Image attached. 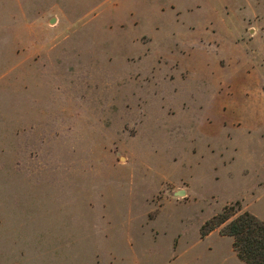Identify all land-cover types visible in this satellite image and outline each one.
Listing matches in <instances>:
<instances>
[{"label":"rangeland","instance_id":"1","mask_svg":"<svg viewBox=\"0 0 264 264\" xmlns=\"http://www.w3.org/2000/svg\"><path fill=\"white\" fill-rule=\"evenodd\" d=\"M237 206L264 221V0H0V264H245Z\"/></svg>","mask_w":264,"mask_h":264},{"label":"trees","instance_id":"2","mask_svg":"<svg viewBox=\"0 0 264 264\" xmlns=\"http://www.w3.org/2000/svg\"><path fill=\"white\" fill-rule=\"evenodd\" d=\"M221 224L223 226L220 229V235L233 239L232 249L241 262L264 264L263 220L248 211H241L237 206V211L232 215L219 217L217 226ZM212 228L214 227L206 230V232H201V236H206Z\"/></svg>","mask_w":264,"mask_h":264},{"label":"crops","instance_id":"3","mask_svg":"<svg viewBox=\"0 0 264 264\" xmlns=\"http://www.w3.org/2000/svg\"><path fill=\"white\" fill-rule=\"evenodd\" d=\"M208 20H211L212 22H215L217 23V20L216 19H213V18H209ZM218 27H221V25L219 23L216 24ZM250 30V29H249ZM246 32V29H244L243 33ZM202 35H203V38H206L208 40H210L211 42L215 43L217 45V50H219L220 48V45H221V41H222V33L221 31H218V32H202ZM193 37H198L197 34L193 33L192 35ZM245 44H247L245 42ZM217 60L214 59V63H216ZM214 68H217L216 65H213ZM215 84V83H213Z\"/></svg>","mask_w":264,"mask_h":264},{"label":"water","instance_id":"4","mask_svg":"<svg viewBox=\"0 0 264 264\" xmlns=\"http://www.w3.org/2000/svg\"><path fill=\"white\" fill-rule=\"evenodd\" d=\"M177 193H178L179 195H181V194L184 193V191H183V190H180V191H177Z\"/></svg>","mask_w":264,"mask_h":264}]
</instances>
